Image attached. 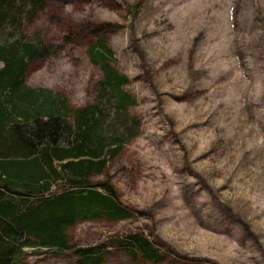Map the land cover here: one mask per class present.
Instances as JSON below:
<instances>
[{"label":"rangeland","instance_id":"rangeland-1","mask_svg":"<svg viewBox=\"0 0 264 264\" xmlns=\"http://www.w3.org/2000/svg\"><path fill=\"white\" fill-rule=\"evenodd\" d=\"M46 1L29 29L63 49L32 63L28 84L86 105L101 77L87 50L105 35L139 102L141 133L99 177L132 215L79 222L72 242L132 230L166 260L113 248L105 264H264V0ZM28 252L23 264H75L71 253Z\"/></svg>","mask_w":264,"mask_h":264},{"label":"trees","instance_id":"trees-1","mask_svg":"<svg viewBox=\"0 0 264 264\" xmlns=\"http://www.w3.org/2000/svg\"><path fill=\"white\" fill-rule=\"evenodd\" d=\"M140 6H128L133 20ZM46 7V0H0V264H23L30 249L71 253L75 264H105L113 248L134 261L163 262L159 244L136 231L91 246L69 236L79 222L131 217L115 186L99 177L139 136L141 121L132 111L138 99L126 88L130 77L114 66L105 35L87 50L101 77L86 105L28 84V67L63 49L29 29Z\"/></svg>","mask_w":264,"mask_h":264}]
</instances>
